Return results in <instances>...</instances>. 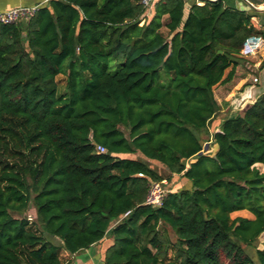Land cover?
<instances>
[{"label":"trees","instance_id":"obj_1","mask_svg":"<svg viewBox=\"0 0 264 264\" xmlns=\"http://www.w3.org/2000/svg\"><path fill=\"white\" fill-rule=\"evenodd\" d=\"M153 10L49 0L0 23V264H73L60 252L102 242L101 264H254L240 243L264 233V94L212 122L213 89L260 32L222 1ZM177 177L160 207L144 204L150 183Z\"/></svg>","mask_w":264,"mask_h":264},{"label":"crops","instance_id":"obj_2","mask_svg":"<svg viewBox=\"0 0 264 264\" xmlns=\"http://www.w3.org/2000/svg\"><path fill=\"white\" fill-rule=\"evenodd\" d=\"M48 1L49 0H0V12L20 7H41L46 5ZM215 1H222L226 7L244 10L252 15V23L255 30L259 31L260 34L258 36L264 39V0H201L200 3L203 5L205 2ZM186 3L195 4V1H186ZM153 13L154 10L152 7L147 13V18H150ZM236 62L237 64L233 70L232 79L228 83L218 85L213 89L214 99L219 110L212 122L213 130L210 129L212 132L218 130L221 120L234 112L229 103L230 98L234 97L236 100L242 99L244 103L248 102L249 104L255 101L260 95L264 94V46L256 56L250 58L237 56ZM254 78L258 80L257 83H253ZM206 144L210 146V142ZM210 150H212L211 147ZM177 179L178 177L175 179L173 178V184L178 181ZM182 183L183 185L186 184L184 181H182ZM175 187H177V185ZM178 188L179 187L176 189ZM103 251L104 243L102 242L92 245L87 250H83L73 256H69L63 251L62 257L71 260L73 264H101Z\"/></svg>","mask_w":264,"mask_h":264},{"label":"built area","instance_id":"obj_3","mask_svg":"<svg viewBox=\"0 0 264 264\" xmlns=\"http://www.w3.org/2000/svg\"><path fill=\"white\" fill-rule=\"evenodd\" d=\"M159 0H140V4L146 8L148 11L154 6L156 2ZM185 1H195V5L201 6V0H185ZM40 7H20L10 9L8 11L0 12V23L3 25H11L14 23L22 22L28 20L33 14L39 9ZM264 46V39L258 35H252L247 37L240 50L239 56L242 58H250L254 57L258 54V52ZM257 79H253V83H257ZM254 102V101H253ZM250 102L249 104H252ZM229 103L231 105V109L234 112L242 110L246 105H249L248 102L244 103V100H236L234 97L230 98ZM206 151V150H204ZM96 152L103 154L105 153V149L102 146H96ZM166 184L165 181L161 182H152L150 183L148 193L145 197L144 204L150 206L152 208H158L162 204L163 197L166 194V190L164 185ZM129 211L125 212L122 218H125L129 215ZM31 222V218L28 219Z\"/></svg>","mask_w":264,"mask_h":264},{"label":"rangeland","instance_id":"obj_4","mask_svg":"<svg viewBox=\"0 0 264 264\" xmlns=\"http://www.w3.org/2000/svg\"><path fill=\"white\" fill-rule=\"evenodd\" d=\"M23 22V21H22ZM163 34L166 35V30L163 28L162 29ZM56 82H57V86L59 91L63 92L64 88H65V78L63 76H58L56 78ZM206 145V144H205ZM204 145V147H205ZM204 150V149H203ZM205 152H210L208 150V146ZM257 168L262 172L263 171V167L261 165H257ZM157 169L161 172V174H163V177L165 178L166 175L163 173V169L157 167ZM178 181L173 184V181H167L164 180L166 182V184L164 185V188L166 191H174L177 187H183V183L181 180L177 179ZM177 185V187H175ZM24 217L29 219L31 218V222H35V210L33 209V207L30 205L29 209L27 210V212L24 214ZM236 217H243V218H249V219H253L254 217L248 213L247 211H241V212H237V213H233L231 214V218H236ZM159 233L162 234L163 237H167V239H169L170 241L174 242L175 241V235L174 233L171 231L170 228H168L167 226L164 225H160L159 226ZM53 243H58L56 241V239H53ZM240 246L242 247V249L245 251V253L250 257V259L254 262V264H259L258 262V258L255 254L256 250H264V233L261 234L258 239L256 240L255 243H253L252 245H245V244H241ZM64 252L61 251L60 252V257L63 261H66L67 259L62 257V254ZM168 255H171V251L168 252Z\"/></svg>","mask_w":264,"mask_h":264},{"label":"water","instance_id":"obj_5","mask_svg":"<svg viewBox=\"0 0 264 264\" xmlns=\"http://www.w3.org/2000/svg\"><path fill=\"white\" fill-rule=\"evenodd\" d=\"M207 146H208V145L206 144L205 147H204V150L207 149ZM186 163H187L186 160H183V163H182V164H183L184 166L186 165Z\"/></svg>","mask_w":264,"mask_h":264}]
</instances>
